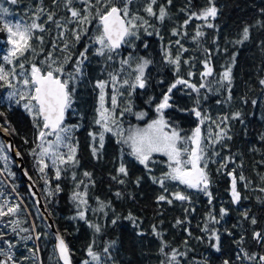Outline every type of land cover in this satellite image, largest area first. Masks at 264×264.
I'll list each match as a JSON object with an SVG mask.
<instances>
[{
    "label": "trees",
    "instance_id": "trees-1",
    "mask_svg": "<svg viewBox=\"0 0 264 264\" xmlns=\"http://www.w3.org/2000/svg\"><path fill=\"white\" fill-rule=\"evenodd\" d=\"M0 3L10 9L7 18L14 21L24 22L23 17L27 20L33 16L37 7L44 10L37 20L45 29L37 33L43 38V43L37 40V51L34 56H29L34 62L39 64L50 52L60 62L70 55L71 59L64 67L66 73L72 72L80 52L88 49L84 75L75 84L73 103L63 122L72 129L71 139L66 143L76 148L79 163L61 165L59 180L55 178L56 169L47 158L45 163L48 167L44 173L38 170L32 150L39 151L37 145L40 141L32 116L22 104L0 103V112L5 114L0 116V125L9 130L27 173L37 185L46 210L67 244L72 263L84 264L88 261L89 264H97L88 255L91 245L93 252L100 257L99 264H161L162 261L168 264L173 250L183 254L176 256L179 264H224L225 261L229 264H261L259 256L264 255V241L253 239V234L259 232L264 236V191H261L264 188V139H261L264 136V85L259 83L264 79V0H215L219 12L214 20L209 18L206 22L193 18L187 25H184V21L188 15L208 6V0H172L171 4H168V0H157L154 5L157 13L160 5L167 9L168 14L163 21L147 15L144 11L146 0H131L130 12L143 17L148 24L136 30L137 35L131 44L126 42L120 50L116 49L111 60H108L107 54L103 57L95 54L99 47L94 43V37L99 34L95 8L91 10L90 22L78 25L76 22L67 23L71 17L63 0L58 3L53 0H19L17 5L0 0ZM92 3L95 4V0ZM73 6L81 10L84 8L79 0H74ZM50 12L55 14L54 21H59L61 28L47 20ZM208 22L215 27L208 28ZM197 26L204 35L193 40ZM245 26L249 27V39L237 43L242 40ZM81 29L87 31L76 41L73 32ZM174 29L178 35L172 34ZM61 32L64 33L63 37L60 36ZM177 40L180 44L176 43ZM35 41H32V45ZM65 43L68 49L62 51ZM181 45L186 51L182 50ZM8 47L6 33L0 32V57L6 54ZM178 55L177 71V66L168 60H174ZM127 57L132 61L143 58L151 63L144 69L147 77L145 88L132 89L125 85L120 88L121 94L117 95L118 106L114 115L125 126L142 124L153 118L156 114L154 105L177 78H183L197 88V91H192L186 85H177L170 94L173 107L164 111L165 119L177 126L182 136L191 135L199 123L190 111L196 106V100H199V110L210 117L200 124L205 142L215 141L214 133L219 131L217 125L225 127L220 118L228 117L226 131L231 139L225 138L213 144L206 153L211 204L204 192L170 180L165 183L169 198H172L171 193L181 191L189 199L174 200L172 204L158 202L157 197L164 190L159 183H153L152 177L160 178L168 171L164 155H152L149 172L130 154V147L118 142V137L111 132L104 134V144L100 147L98 134L102 129L95 123L100 90L96 84L99 80H109L110 72L120 73V80L134 82L137 66L132 67L134 72L125 77V68L121 64V60ZM205 61L213 70L208 77L201 76ZM229 66L232 76L230 86L226 81L221 83V74ZM201 84L205 87L200 88ZM8 91L0 89V97L7 95ZM104 92L107 107L111 110L109 102L116 93L111 84L105 87ZM150 99L152 103L148 102ZM253 100L257 102L255 105ZM129 105L132 112H124L121 116L120 113ZM180 108L187 111H179ZM139 112L145 113L142 120L134 115ZM236 112H240L241 117L234 120L231 117ZM210 130L213 133L211 136ZM90 132L97 134L95 140L89 135ZM47 139L54 141L55 136ZM0 145H3L1 139ZM93 147L97 149V157L93 156ZM60 151L66 154L68 149L61 147ZM121 163L128 171L127 176L118 175ZM222 164H226V167L221 168ZM84 172L91 173V177H85ZM73 173L75 180L72 179ZM228 173H232V176ZM241 175L244 180L240 179ZM113 176L125 182L121 184L113 180ZM233 177L241 196L238 203L232 202ZM80 181L87 185L85 198L88 204L82 206L81 210L85 211L88 223L71 218L77 214L76 204L71 200L73 191H85L84 185L76 189ZM57 184L61 189L59 192L56 191ZM117 192L120 193L119 197ZM98 201L107 205L103 211H93L99 208ZM5 204L18 205L19 211L0 217V233L4 234L0 239V248L13 255L15 264H61L55 249V237L41 218L14 160L3 145L0 150V206ZM221 207L227 210L223 218ZM4 210L7 211V208ZM245 212L247 218L243 215ZM129 214L135 218V222L127 219ZM209 214L215 216L219 223L210 221ZM252 218L256 219V224L251 223ZM114 219L116 224H112ZM177 220L182 223L177 224ZM12 221H19V224ZM89 223L98 225L100 232H95ZM206 224L220 236L219 251L210 247V243L215 241L210 242L208 232L203 231ZM153 227L160 233L159 237L154 234ZM4 240L13 247L9 249ZM162 241L167 244L164 253L160 251ZM110 244L109 252L105 253L104 248ZM244 253L255 255L256 260H248ZM0 259L5 257L0 256Z\"/></svg>",
    "mask_w": 264,
    "mask_h": 264
},
{
    "label": "snow or ice",
    "instance_id": "snow-or-ice-1",
    "mask_svg": "<svg viewBox=\"0 0 264 264\" xmlns=\"http://www.w3.org/2000/svg\"><path fill=\"white\" fill-rule=\"evenodd\" d=\"M4 2L9 5H17L19 0H4ZM54 3H58L59 0H53ZM79 3L84 5V8L74 7V0H63L64 7L70 13V19L67 23L76 22L78 25H84L90 22L91 10L95 8V18L98 20L99 24V34L94 37V43L99 45L96 49L95 54L98 56H105L107 54L108 60L113 58L112 54L116 49L120 48L122 43H126L127 37H134L137 35L136 30L143 25H147L148 21L138 14H133L129 10V4L131 0H95V4L92 0H79ZM172 0H168V4H171ZM123 5L122 7L120 5ZM157 4V0H146V5L144 11L148 16H155L158 20L163 21L167 16L166 6L160 5L158 13L154 10V5ZM44 10L37 7L36 12L33 14V19L31 23L21 22L20 20L8 19L10 15V9L4 7L3 3H0V32L6 33V42L9 46L7 48L6 54L2 55V63H0V89H8L7 95L0 97V103L5 101L15 102L16 105L23 106L24 110L33 118V123L38 129V139L40 143L37 145V149L32 150V154L36 157V163L38 170L44 173L45 168L48 164L45 163V158L51 161V166L56 169L55 178L59 180L61 178V165L68 164H78L79 161L76 160V148L66 141L71 139L70 133L71 128L64 125L65 114L69 110L73 103V96L75 93V84L80 77L84 75V64L88 59L87 51L80 52L79 57L76 59L73 66L72 72H65L64 65L71 59V56H65L62 62L57 61V59L50 52L44 60L40 61L39 64L34 62L29 58V54L35 55V49L33 48L32 41L34 39L40 40L43 43V38L36 35V31H44L43 24L37 23L40 15H42ZM219 9L215 5V0H208V6L202 8L199 12H192L188 15V19L184 21V25H187L193 18L197 20L208 21L209 18L215 19L218 15ZM54 13H48L47 20L56 23L57 28H61L62 25L59 21H54ZM259 23V22H258ZM208 28H213L215 25L213 23H206ZM87 29H81L80 31H74L73 36L76 41H79L81 35L86 32ZM151 35L152 33H148ZM173 35H178L177 30H173ZM204 33L200 30V26H197L193 40L203 36ZM60 36L63 37L64 33L61 32ZM249 39V27L245 26L242 31V40L237 41V43H242ZM180 44V41H176ZM56 47L55 42H53V48ZM182 50L183 46L181 45ZM68 44L65 43L62 51H67ZM207 51V50H205ZM179 55L174 59H169L168 62L175 64L177 66V71L179 70ZM233 62H235V57H233ZM128 60H121L122 65L128 64ZM151 63L148 60L141 58L140 62L137 64L135 69V80L130 82L128 79L120 80V73L110 72L109 80H99L97 81L96 87L100 90L99 94V106L97 108L98 118L95 123L101 127L99 132V143L100 147H103L105 133L111 132L113 135L118 137V142L127 144L131 149V155L135 157L140 165H143L149 172H151V167L149 166L152 159L153 153H161L167 157V167L168 171L163 173L160 178L152 177L153 183H159L164 193L157 197L158 202H167L172 204L174 200L186 201L189 199L181 191H176L171 193V199L167 195L168 188L165 187L166 181H177L179 184L185 185L188 188H195L205 193L209 197V203L212 202V194L209 191L210 177L207 171L208 168V157L206 155L210 146L218 143L225 138L231 139L227 135L226 122L228 117H222L221 123L225 124L222 128L217 125L219 131L215 132V141L205 142L202 137L200 124H203L205 120L210 119L199 110V100H196V106L190 111L196 119L199 121L197 126L192 130L191 135L182 136L180 130L177 126L171 124L165 119L164 110L173 107L170 103L171 93L177 88V85H186L191 88L192 91H197L195 85L189 83V81L183 78H177L176 81L170 85L167 92L162 94V99L159 103L155 105V111L157 113V118L153 119L144 128H133L128 130V134L124 135V129L121 122L115 118V109L117 105V95L120 93V88L127 85L128 87L135 89L139 87L141 89L146 87L147 77L145 76L144 69ZM187 63V61H185ZM28 64L29 67L26 68L25 65ZM6 65H11V68L6 67ZM205 70L201 73L202 77H208L213 74L212 68L209 66V62H204ZM19 69V71H17ZM192 73H189L191 76ZM231 67H227L225 71L221 74V83L226 81L229 86L231 85ZM15 81V82H14ZM261 85H264V79L259 81ZM111 84L113 90L116 94L111 97V110L105 107V87ZM119 85V87H117ZM205 87L204 84L200 85V88ZM131 95V93H129ZM230 99V96H229ZM152 103L150 99L148 101ZM253 105L257 102L252 101ZM179 111H187V109L180 108ZM124 112L131 113V105L123 109L120 113L121 116ZM3 112H0V116H4ZM136 118L143 119L145 113L139 112L134 113ZM241 113H233L232 119H240ZM7 123V120H5ZM214 123V121H213ZM2 128V125H0ZM8 132V129H3ZM14 131V129L12 130ZM93 140L96 139L95 133L90 132ZM213 135L211 130L209 131V136ZM55 136V140H48L47 137ZM264 139V136L261 137ZM27 142V141H25ZM61 147H66L68 152L65 154L60 151ZM3 149V145H0V150ZM93 156L97 157L98 152L95 147L92 149ZM18 154V153H17ZM218 155V153H217ZM6 159V157H5ZM230 159V158H226ZM226 167V164H222L221 168ZM118 175L123 176L128 175V171L123 163H121L118 168ZM85 177H91V173L84 172ZM232 176V173H228ZM72 179L75 180V173L72 175ZM113 180L123 184L125 181L118 179V176H113ZM241 180L245 178L241 175ZM264 180V177H262ZM47 183V181H45ZM139 183V179L137 180ZM236 178L233 177L231 185V196L232 202L238 203L241 199L240 193L237 191ZM84 185L83 181L76 184V189H79ZM85 191H73L71 200L76 204L77 214L72 219L78 218L79 220L85 221L86 213L81 210L82 206H87L88 201L85 198L87 196V185H84ZM60 186L57 184L56 191L59 192ZM264 191V188L261 189ZM116 195L119 197L120 193L117 192ZM99 208L93 209V211H103L107 205L103 202L98 201ZM7 208V211L4 209ZM19 211V206H9L7 204L0 206V217L14 215ZM106 214V213H105ZM221 218L227 214V210L223 207L220 209ZM245 218L248 217L247 212L243 214ZM127 219L135 222V218L129 214ZM208 219L214 223H219L215 216L209 214ZM116 220L112 221V224H116ZM13 224L18 225L19 221H12ZM177 224L182 223V221L177 220ZM252 224H256L255 218L251 219ZM89 227L93 228L95 232H100V227L95 224L89 223ZM23 231V229H22ZM203 231L208 232L209 241H215V243H210V247L215 248L219 251V240L220 236L218 232L214 229H209L207 224ZM153 232L158 237L160 233L156 231L153 227ZM3 233H0V239H3ZM30 238V237H29ZM57 245L56 248L59 252L60 258L64 261V264H69V249L64 241V239L57 234ZM253 239L258 242L264 241V236L261 233L256 232L253 234ZM4 243L8 245V248L13 246L4 240ZM114 244V242H113ZM112 245L104 248V252L108 253L109 248ZM167 247L166 242L162 241L161 253H164V249ZM243 251V250H241ZM183 255L182 253H177L173 250L172 255L168 258V264H179L176 260L177 255ZM88 255L91 260L99 264L100 257L97 253L93 252L92 246L88 248ZM165 255H167L165 253ZM0 256L5 257V259H0V264H15L13 255L6 251L4 248H0ZM244 257L248 260H256L255 255H248L244 253ZM240 257L238 256V259ZM259 261L264 264V255L259 256ZM84 264H89L85 261ZM161 264H164L162 261ZM224 264H229L225 261Z\"/></svg>",
    "mask_w": 264,
    "mask_h": 264
},
{
    "label": "water",
    "instance_id": "water-1",
    "mask_svg": "<svg viewBox=\"0 0 264 264\" xmlns=\"http://www.w3.org/2000/svg\"><path fill=\"white\" fill-rule=\"evenodd\" d=\"M122 46H123V43H122L121 47ZM121 47L118 49H121ZM3 129H5V128L4 127L0 128V139H1L5 149L7 150V152L9 153V155L14 160V162L17 166V169L19 171V174L21 176V179L23 180V183H24V185L28 191V194H29L30 198L32 199V201L34 202L41 218L47 224L48 228L50 229V231L54 235V237H55V249H56L57 257L59 259V262L61 264H64V261L60 258L59 252L56 248V245H57L56 236H57V234H59L61 236V234L58 232L52 218L50 217L48 211L46 210L45 204H44L43 199L39 193L37 185L34 183L32 178L30 177V175L27 173V171L25 169V165H24L22 155L19 152L18 148L16 147L11 134L9 132H5ZM69 264H73L72 260H71L70 252H69Z\"/></svg>",
    "mask_w": 264,
    "mask_h": 264
},
{
    "label": "rangeland",
    "instance_id": "rangeland-1",
    "mask_svg": "<svg viewBox=\"0 0 264 264\" xmlns=\"http://www.w3.org/2000/svg\"><path fill=\"white\" fill-rule=\"evenodd\" d=\"M28 16H30V15H28ZM32 19H33V16H30V17H28L27 18V20L23 17V20H24V22H26V23H31V21H32ZM38 23V22H37ZM39 32V30H37L36 31V35H37V33ZM135 37V36H134ZM134 37H127L126 38V40L128 41V44H131L132 43V41H133V38ZM38 42L39 41H35V43H34V45H33V48L35 49V52L37 51V44H38ZM29 56H31L32 57V55L31 54H29ZM124 60H128L129 61V63L128 64H126V65H123V69L125 68V77L126 76H128V75H130L131 73H133L134 72V70L132 69V67H134V66H137V64L140 62V60L141 59H139V60H136V61H132V59H130V57H127L126 59H124ZM100 94V93H99ZM160 102V101H159ZM158 102V103H159ZM109 105L112 107V104H111V101L109 102ZM156 105V104H155ZM154 105V106H155ZM98 106H99V96H98ZM105 107H107V102L105 101ZM98 108V107H97ZM107 108H109V107H107ZM165 111V110H164ZM157 118V113L155 114V116L153 117V118H151L150 120H146V121H144L142 124H139V123H137V124H131V125H127V126H125V124H123V122H121V120H119L120 122H121V125H122V127H123V129L125 130L124 131V135L126 136L127 134H128V130L129 129H133V128H144V127H146V125L148 124V123H150L153 119H156ZM142 120V119H141ZM153 154H157V153H153ZM152 154V155H153ZM158 154H161V153H158ZM166 157V156H165ZM167 158V157H166Z\"/></svg>",
    "mask_w": 264,
    "mask_h": 264
}]
</instances>
